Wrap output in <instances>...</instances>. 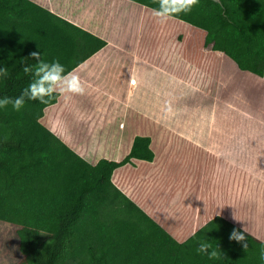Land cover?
<instances>
[{
    "label": "crops",
    "instance_id": "0c3cea01",
    "mask_svg": "<svg viewBox=\"0 0 264 264\" xmlns=\"http://www.w3.org/2000/svg\"><path fill=\"white\" fill-rule=\"evenodd\" d=\"M32 1L107 42L72 71L85 94H59L40 122L94 165L102 159L122 161L136 137H149L154 161L134 160L118 168L112 181L181 248L206 231L214 216L264 241L245 224L249 216L252 224L261 223L264 215L252 214L249 197L236 199V194H252L247 178L253 175L246 163L264 162V76L241 71L226 53L206 47L204 30L176 18L161 23L151 8L131 0ZM88 144L99 147L97 152L80 149ZM237 163L245 168L238 170ZM172 171L203 176L201 189L207 183L208 198L223 210L212 217L205 212L204 219L200 213L193 221L202 230L181 240L174 228L153 215L150 203L160 199L167 210L175 207L179 200L169 178L154 179ZM148 193L157 197L149 201ZM260 233L264 237V226Z\"/></svg>",
    "mask_w": 264,
    "mask_h": 264
},
{
    "label": "trees",
    "instance_id": "16d2710c",
    "mask_svg": "<svg viewBox=\"0 0 264 264\" xmlns=\"http://www.w3.org/2000/svg\"><path fill=\"white\" fill-rule=\"evenodd\" d=\"M224 2L248 39L235 26L221 27L220 8L207 0L174 18L207 32L206 47L226 53L241 71L263 77L264 0ZM106 46L32 0H0V68L9 71L0 78V98L29 85L33 77L22 69L37 63L32 52L72 72ZM58 98L27 101L20 111L0 108V221L18 227L19 264H178L181 244L112 181L134 160L154 161L151 139L136 137L120 162L91 164L40 122ZM208 264H242V250Z\"/></svg>",
    "mask_w": 264,
    "mask_h": 264
},
{
    "label": "rangeland",
    "instance_id": "374dc122",
    "mask_svg": "<svg viewBox=\"0 0 264 264\" xmlns=\"http://www.w3.org/2000/svg\"><path fill=\"white\" fill-rule=\"evenodd\" d=\"M145 11L147 10H144V12ZM148 23H152L151 25H153L154 21L151 19ZM128 25L129 23L126 22L125 27H128ZM158 26H160L159 23L155 24L156 28H158ZM206 35L207 32L205 33V37ZM81 148H84V151L89 150L90 148L93 150L95 149L94 153H96V148L99 147H95L93 146V144H88L84 147L81 146L80 149ZM74 149L78 150L77 146H74ZM158 154L160 153L158 152ZM162 159L163 155H159L160 163ZM168 159L170 160V157H167V160ZM246 164L249 173L253 175L252 178H247V180L252 181L249 182L252 185V188H249L252 191V194H236V199L237 197H239V195L249 197V201L251 203L250 206L252 207L250 210L252 214L257 215L258 212H262V214L264 215V162H251ZM237 166L239 167L238 170L245 168L244 163H237ZM160 174L156 175V178L154 179L165 180L169 178L168 181L171 183L174 192L176 191L177 199L179 201L174 203L175 207L173 209L167 210V207L169 206L165 201L164 203L160 199H154L157 197L156 195L148 193L150 198L148 200L150 201L153 198L156 201L153 203V201L151 200L150 202L152 205L151 209L153 215H157L160 218V221L161 219L166 221L169 224L168 228L170 230L174 228L180 240L182 237L187 238L190 235L197 234L199 230H202V228H197V226H201V224L194 223L193 221L194 218L199 217L200 213L203 215L202 219H204L206 217V214H204L205 212L207 214H211L212 217L217 211H223L221 210L222 207L219 204H215V200L208 198L210 196V189H208L207 183L205 185V188L201 189V185H203L205 181L203 176H198L199 173L191 175L189 174V171H183V173L176 174L174 171H172L171 175H169L168 172H165V175L164 172L161 176ZM201 174H204V171H202ZM210 178L211 177L209 174L207 180H209ZM190 181L193 185H189ZM175 183H177L178 185L175 186ZM158 186L159 185H157V187ZM157 187H153V189L156 191L158 190ZM183 197L184 199H182ZM229 197L232 198V195H229ZM219 201H223L222 195H220ZM244 202L245 200L242 203ZM155 203L159 204H156V207H153V204ZM171 204H173V202ZM192 206H194L195 209H192ZM187 207L189 208V210L187 209ZM219 207L221 208L219 209ZM246 210L247 209H245L244 212H246ZM160 213L163 217L159 216ZM208 217L210 216L208 215ZM247 219L248 220L245 222L247 227H249L252 232L258 233L260 238H264L260 233V231L263 230L264 221H261V223L252 224L251 216H249ZM210 222L211 225L207 227L208 229L206 231H201V234L196 238H193L189 241L187 240L184 247L180 248L181 251L177 261L178 264H208L211 259H209L206 254L199 253L197 251L199 243L202 240H206L208 243H210L213 249L219 250V252L221 253L219 258L221 260H224L236 248H240L242 250V264H264V260L260 258L261 249H264V241L258 239L254 234H247L243 228L237 225L235 226V229L238 232L242 233L244 236L245 234L248 235L245 236L246 242L248 244V248L247 250H245L241 243H238L235 240H230V234L234 229L232 228V226L228 227L229 221H226L221 216H214L212 221ZM257 226L259 227L257 228ZM17 230V226L0 221V264H19L23 260V256L19 248V237L17 234Z\"/></svg>",
    "mask_w": 264,
    "mask_h": 264
},
{
    "label": "clouds",
    "instance_id": "9594fccd",
    "mask_svg": "<svg viewBox=\"0 0 264 264\" xmlns=\"http://www.w3.org/2000/svg\"><path fill=\"white\" fill-rule=\"evenodd\" d=\"M158 5V8L152 9V14L159 22L163 23L181 13H190L194 7L199 5V0H158ZM30 56L37 63L35 65L25 63L22 70L26 75L30 74L33 79L19 96L0 98V108L7 109L11 105L13 110L20 111L27 101L48 104L58 94H85V87L80 82V78L73 72L66 71L64 65L58 60L51 63L46 62L41 58L39 52H32ZM8 76V68H0V78L6 79ZM229 238L241 243L247 250L248 244L242 233L234 229ZM197 251L206 254L209 259H217L221 254L219 250L213 249L206 240L200 241ZM260 258L264 260V249H261Z\"/></svg>",
    "mask_w": 264,
    "mask_h": 264
},
{
    "label": "water",
    "instance_id": "95a60500",
    "mask_svg": "<svg viewBox=\"0 0 264 264\" xmlns=\"http://www.w3.org/2000/svg\"><path fill=\"white\" fill-rule=\"evenodd\" d=\"M208 4H213L216 5L220 8V25L225 26V25H232L235 26L241 33L242 36H244L246 39H248L247 36H245L244 32L242 31V28L237 25L234 20L231 18L228 12V8L224 2V0H207Z\"/></svg>",
    "mask_w": 264,
    "mask_h": 264
}]
</instances>
